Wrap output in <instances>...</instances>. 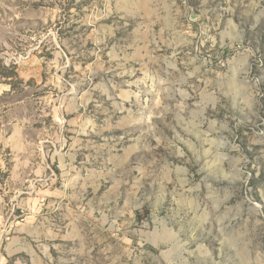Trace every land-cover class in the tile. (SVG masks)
<instances>
[{
    "label": "rangeland",
    "instance_id": "1",
    "mask_svg": "<svg viewBox=\"0 0 264 264\" xmlns=\"http://www.w3.org/2000/svg\"><path fill=\"white\" fill-rule=\"evenodd\" d=\"M0 264H264V0H0Z\"/></svg>",
    "mask_w": 264,
    "mask_h": 264
}]
</instances>
